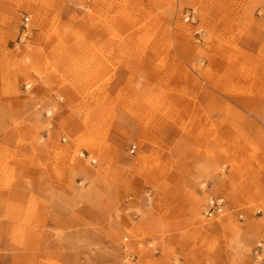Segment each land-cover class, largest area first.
<instances>
[{"label": "rangeland", "instance_id": "rangeland-1", "mask_svg": "<svg viewBox=\"0 0 264 264\" xmlns=\"http://www.w3.org/2000/svg\"><path fill=\"white\" fill-rule=\"evenodd\" d=\"M38 86L42 135L0 140L1 198L27 203L0 230L49 229L52 183L63 264H264V0H0V108Z\"/></svg>", "mask_w": 264, "mask_h": 264}, {"label": "crops", "instance_id": "crops-1", "mask_svg": "<svg viewBox=\"0 0 264 264\" xmlns=\"http://www.w3.org/2000/svg\"><path fill=\"white\" fill-rule=\"evenodd\" d=\"M49 90L45 89L43 86L34 87L32 91L27 95L28 101L20 105L19 101L14 100L12 97L7 102L3 104L0 108V127H6V133L0 134V140H5L10 143L12 150L19 151L20 146L19 142L22 135L25 132L23 128L27 126V132L25 133L28 136L29 143L33 142L34 139L31 137L33 135H42L39 133L40 124L43 123L42 115L39 117L36 116V111L39 110L42 113V110L49 103L45 100L41 104L39 100L48 98ZM53 99V98H52ZM23 111L29 112V117L24 116L21 119ZM180 116V114L178 115ZM183 117H185L183 115ZM133 120V119H132ZM225 120V119H224ZM199 123H202L199 122ZM237 123H241L240 119H237ZM129 127H135L134 131H131V138L133 142H138L141 136H145L146 131L141 125L131 124ZM56 135H47L45 141H57ZM25 138V137H24ZM63 145V144H62ZM137 147V146H136ZM28 149L30 152H39L41 150H49L39 144L29 145ZM34 153V152H33ZM55 152L49 153V155H54ZM33 161H35V153L33 155ZM15 162H13L14 164ZM59 167L61 165H58ZM33 174H37V171H33ZM30 192L34 193L37 196V200L34 201L36 207L41 206V200L46 202V205L49 207L46 209V212L39 213L38 211L31 215V220L33 222H46L49 223V229L44 230H0V264H48L51 259L54 257H59V264H63L62 260L67 256V250L62 245V238L65 235L64 230L58 228L56 222H66L68 218V211L65 209V203L62 199L63 195L66 194L65 187L56 184H47L44 187L39 183H35L30 189ZM15 193V191H12ZM44 194H48V197L45 199ZM41 199V200H39ZM0 205H4L5 212H0V222L1 221H18L21 216L18 214L7 213V208L13 205H27L25 202L18 201L15 199L10 192L4 193V196L0 194ZM26 238L27 245H20V239ZM59 239L60 243L56 244V240Z\"/></svg>", "mask_w": 264, "mask_h": 264}, {"label": "built area", "instance_id": "built-area-1", "mask_svg": "<svg viewBox=\"0 0 264 264\" xmlns=\"http://www.w3.org/2000/svg\"><path fill=\"white\" fill-rule=\"evenodd\" d=\"M185 21L186 22H194V18L192 16H187L185 17ZM30 17L26 16L23 20V28L24 31L27 32L29 30V26H30ZM196 34L198 35L199 38H202V36L204 35V31L202 28H198L196 30ZM135 151V146L132 148V153ZM226 200L222 197L219 198H211L209 203H208V208H207V212H206V217L208 218H213L216 217L218 215H221L224 212V209L226 207Z\"/></svg>", "mask_w": 264, "mask_h": 264}, {"label": "bare ground", "instance_id": "bare-ground-1", "mask_svg": "<svg viewBox=\"0 0 264 264\" xmlns=\"http://www.w3.org/2000/svg\"><path fill=\"white\" fill-rule=\"evenodd\" d=\"M187 16H192V17L194 18V15L192 14V12H189V13L187 14Z\"/></svg>", "mask_w": 264, "mask_h": 264}]
</instances>
